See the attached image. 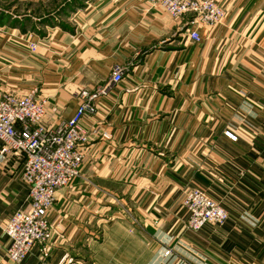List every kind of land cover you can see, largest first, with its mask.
Masks as SVG:
<instances>
[{"label": "crops", "instance_id": "obj_1", "mask_svg": "<svg viewBox=\"0 0 264 264\" xmlns=\"http://www.w3.org/2000/svg\"><path fill=\"white\" fill-rule=\"evenodd\" d=\"M218 2L225 17L198 28L200 42L153 0H90L51 25L0 12V91L47 99V123L130 64L82 122L112 138L91 135L81 176L49 213L52 242L21 264H264V0ZM22 172L23 160L0 158V264H14L3 227L29 207ZM190 187L229 219L190 230Z\"/></svg>", "mask_w": 264, "mask_h": 264}, {"label": "built area", "instance_id": "obj_2", "mask_svg": "<svg viewBox=\"0 0 264 264\" xmlns=\"http://www.w3.org/2000/svg\"><path fill=\"white\" fill-rule=\"evenodd\" d=\"M175 19H187L192 29L187 37L201 41L198 28L214 29L222 23L225 10L218 0H153ZM31 45L37 48V43ZM130 64L116 66L110 81L95 90L82 89L79 105L71 118L47 123L48 101L36 92L0 91V158L23 160L22 180L29 189V207L17 210L3 227L8 238L7 252L14 264H21L34 247L47 246L53 240L54 228L49 221L56 194L68 188L82 174V165L92 134L111 139L112 134L100 133L98 127L88 131L82 124L98 110L97 99L111 86L122 83L129 74ZM225 135L233 141L239 136L228 129ZM182 204L188 213V228L199 232L207 224L223 225L230 217L219 202L199 187L185 191ZM168 248L166 256L172 255Z\"/></svg>", "mask_w": 264, "mask_h": 264}, {"label": "rangeland", "instance_id": "obj_3", "mask_svg": "<svg viewBox=\"0 0 264 264\" xmlns=\"http://www.w3.org/2000/svg\"><path fill=\"white\" fill-rule=\"evenodd\" d=\"M33 1V0H30ZM90 0L85 1L84 0V5L87 4ZM63 0H44V1H39L38 4H35L36 2H28L27 5L24 4H17V5H10L9 7V12L11 16L14 17H18V18H23L25 16L31 17L34 21H36V23H38V21L40 20L39 17L42 16H46L47 21H44L45 25L49 24L51 25V22L53 21H58L61 20V18H65L67 17V15L69 14H57L59 12H57L59 9V6L62 4ZM32 4V5H31ZM5 0H0V7L2 6L5 7ZM21 5V7H20ZM28 5H30V7H27ZM84 5L82 6H76L75 10H70V14H73L77 9H81L82 7H84ZM44 9L46 11H44ZM28 10V11H27ZM30 10V11H29ZM37 11V12H36ZM36 12V14H34ZM51 19V20H50ZM42 23V24H44ZM33 43V42H31ZM30 43V47L32 49H36L34 48ZM38 45V44H37ZM38 47V46H37Z\"/></svg>", "mask_w": 264, "mask_h": 264}, {"label": "trees", "instance_id": "obj_4", "mask_svg": "<svg viewBox=\"0 0 264 264\" xmlns=\"http://www.w3.org/2000/svg\"><path fill=\"white\" fill-rule=\"evenodd\" d=\"M83 1L84 0H63L62 4L59 6V9H57L59 13L57 14H70V10H75L76 9V6H82L83 5ZM4 11H0L1 12V17L3 16H6V17H11L10 13H6V11L9 9V8H2ZM44 11H46L44 9ZM37 12V11H36ZM36 12L34 14H36ZM13 18H18V17H14L12 16ZM31 18V17H30ZM39 21L38 23H44V21H47L46 19V16H42V17H39ZM51 20V19H50ZM60 20H58L57 22H59ZM53 24V22H51Z\"/></svg>", "mask_w": 264, "mask_h": 264}]
</instances>
